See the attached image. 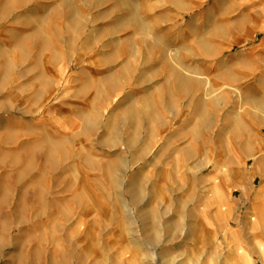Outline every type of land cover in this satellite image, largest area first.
Listing matches in <instances>:
<instances>
[{"label": "rangeland", "instance_id": "374dc122", "mask_svg": "<svg viewBox=\"0 0 264 264\" xmlns=\"http://www.w3.org/2000/svg\"><path fill=\"white\" fill-rule=\"evenodd\" d=\"M0 264H264V0H0Z\"/></svg>", "mask_w": 264, "mask_h": 264}, {"label": "bare ground", "instance_id": "6f19581e", "mask_svg": "<svg viewBox=\"0 0 264 264\" xmlns=\"http://www.w3.org/2000/svg\"><path fill=\"white\" fill-rule=\"evenodd\" d=\"M133 197L135 198V197H137V195H133Z\"/></svg>", "mask_w": 264, "mask_h": 264}]
</instances>
